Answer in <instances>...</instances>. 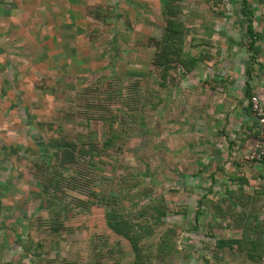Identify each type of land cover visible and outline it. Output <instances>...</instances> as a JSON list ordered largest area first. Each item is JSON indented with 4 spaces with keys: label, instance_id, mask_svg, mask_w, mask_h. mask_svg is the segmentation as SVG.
<instances>
[{
    "label": "rangeland",
    "instance_id": "obj_1",
    "mask_svg": "<svg viewBox=\"0 0 264 264\" xmlns=\"http://www.w3.org/2000/svg\"><path fill=\"white\" fill-rule=\"evenodd\" d=\"M169 2L188 73L155 63ZM261 5L0 0V264H134L115 208L141 224L137 264H264V176L207 191L204 160L259 68Z\"/></svg>",
    "mask_w": 264,
    "mask_h": 264
},
{
    "label": "crops",
    "instance_id": "obj_2",
    "mask_svg": "<svg viewBox=\"0 0 264 264\" xmlns=\"http://www.w3.org/2000/svg\"><path fill=\"white\" fill-rule=\"evenodd\" d=\"M261 6L259 31L261 49L259 53L257 52L258 59L256 62L253 59L256 54L249 55V59L253 61L251 62L253 66L259 64V68H257V72L255 70L249 72L245 82L244 94L250 89L251 95H257L264 106V0H262ZM240 91L238 92L240 93ZM248 99V97L246 99L241 98V100L234 102L236 104L233 107L231 121L223 120L221 114L217 115L221 120L214 123L215 127L212 128L208 140L211 144L206 147L207 149L209 147V151L205 152L207 155L204 157L205 164L209 165V172L211 173V179H205L208 183L207 191L219 192L218 189H221L222 185L225 190L233 188L231 186L237 188L243 186L247 189L248 186L258 185L260 181H263L261 178L264 176V160L256 167H249V164L242 162L245 157H248L251 147L256 143L254 132L258 127L256 117L251 111V102ZM208 126L209 124H205L202 129L205 131Z\"/></svg>",
    "mask_w": 264,
    "mask_h": 264
},
{
    "label": "trees",
    "instance_id": "obj_3",
    "mask_svg": "<svg viewBox=\"0 0 264 264\" xmlns=\"http://www.w3.org/2000/svg\"><path fill=\"white\" fill-rule=\"evenodd\" d=\"M167 8V12H168V16H166V31H168V33H166L163 36V39L160 41L159 44V50H157V54L155 57V63L158 65H162L164 66V70H168L170 67H172V65L175 64H180L182 65V67L184 68V71H186L185 73H188L189 71H191L195 66L196 63V59L191 58V57H185V54L182 50V40H183V35L181 33V31L183 30V22L182 21H178L173 17H170L171 14H173L174 11V4L173 2H169L168 5L166 6ZM173 31H179L178 36L175 37V35L173 34ZM247 31L249 33V37H250V49L251 51H256L254 52V55L258 52V48H257V40H258V35L256 34L254 27H253V23L252 20L249 19V22L247 24ZM175 37V38H174ZM178 41V42H177ZM188 62L191 63V66H188ZM193 65V68H192ZM246 96L249 98V100L251 99L252 95L250 92V89H248ZM71 144H74L73 142L70 141ZM72 147L67 148V149H60L59 152H57V156H60L61 154H67L69 156L70 159L73 158V153H72ZM74 160V159H73ZM242 189V188H241ZM117 208L114 209V214L112 216H114V220L113 221H109V225L111 226V228L119 235H123L125 237H127L129 239V241L131 242V244L133 245V249L134 251L138 254V258L139 261L141 258V254H140V246H139V238L141 239V237H143L142 233L140 232L141 229V224L136 223V222H132L131 218L128 215L125 214H121L119 215V213L117 212ZM165 212H162V215ZM116 214H118L120 216V218L116 217ZM162 217V216H159ZM149 229L151 228L150 226L148 227ZM163 238L166 239V235H163ZM236 241V242H235ZM233 242L237 243V240H233V239H221L220 241L218 240V244L219 245H231ZM137 260H135L134 264H137L139 262Z\"/></svg>",
    "mask_w": 264,
    "mask_h": 264
},
{
    "label": "built area",
    "instance_id": "obj_4",
    "mask_svg": "<svg viewBox=\"0 0 264 264\" xmlns=\"http://www.w3.org/2000/svg\"><path fill=\"white\" fill-rule=\"evenodd\" d=\"M250 102L258 126V139L255 146L251 150L250 156L260 158V156L263 157L264 155V106L257 95H252Z\"/></svg>",
    "mask_w": 264,
    "mask_h": 264
}]
</instances>
